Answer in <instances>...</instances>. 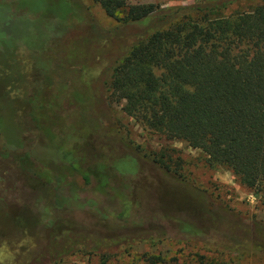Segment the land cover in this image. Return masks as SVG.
Wrapping results in <instances>:
<instances>
[{
    "label": "rangeland",
    "instance_id": "rangeland-1",
    "mask_svg": "<svg viewBox=\"0 0 264 264\" xmlns=\"http://www.w3.org/2000/svg\"><path fill=\"white\" fill-rule=\"evenodd\" d=\"M198 1L79 0V6L69 0H0V264H32L52 231L96 225L99 237L130 241L108 264H141L143 255L160 258V264H198L201 256L212 264H264L261 193L241 185L230 170L209 164L185 142L144 129L121 110L122 103H109L103 88V69L133 43L113 31L127 7L168 9ZM256 4L240 0L223 14L248 11ZM106 7L114 9L113 17ZM77 29L105 34L81 43L74 35ZM78 64L83 72L77 71ZM160 154L201 195L202 205L233 221L229 233L235 243L247 238V247L228 252L195 241L176 242L167 228L178 223L151 216L161 194L174 188L141 158ZM128 157L139 164L133 177L124 176L136 172ZM114 189L125 191L130 201L126 221L107 215L97 224L88 207L73 212L57 206L64 207L57 203L59 194L79 191L83 200L93 201L95 193ZM180 195H163L161 205L184 204ZM162 233L171 239H157ZM50 260L99 264V257L78 249Z\"/></svg>",
    "mask_w": 264,
    "mask_h": 264
},
{
    "label": "trees",
    "instance_id": "trees-1",
    "mask_svg": "<svg viewBox=\"0 0 264 264\" xmlns=\"http://www.w3.org/2000/svg\"><path fill=\"white\" fill-rule=\"evenodd\" d=\"M72 1L81 6L79 0ZM238 1L199 0L168 9L154 4L127 7L120 27L113 31L132 38L133 43L105 66L103 88L109 103H122L121 110L144 129L199 150L209 164L230 170L241 185L261 193L264 199V0H254L257 4L248 11L223 14ZM105 11L115 15L112 8ZM104 34L77 29L74 35L85 43ZM77 71L83 72V64H78ZM90 112L97 115L96 105ZM141 158L174 186L161 194L150 214L157 220L178 223L167 228L177 237L176 242L195 241L228 252L247 247V238L235 243V235L229 233L235 228L233 221L202 205L201 195L171 169L164 154ZM127 160L134 163L136 172L124 176L133 177L139 164L132 157ZM78 192L57 195V203L64 207L57 206L73 212L88 207L99 220L97 224L107 215L114 221H126L130 216V201L123 190L97 192L93 201L83 200ZM178 192L184 204L161 205L163 195ZM97 227L52 231L44 252L32 264H51L52 255L62 259L75 249L99 257V264H108L130 241L99 237ZM157 239L171 238L162 233ZM142 262L160 264V258L143 255ZM212 263L202 256L198 262Z\"/></svg>",
    "mask_w": 264,
    "mask_h": 264
}]
</instances>
